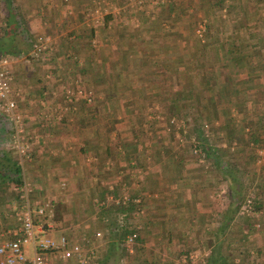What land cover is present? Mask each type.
I'll list each match as a JSON object with an SVG mask.
<instances>
[{"label":"trees","instance_id":"obj_1","mask_svg":"<svg viewBox=\"0 0 264 264\" xmlns=\"http://www.w3.org/2000/svg\"><path fill=\"white\" fill-rule=\"evenodd\" d=\"M107 1L117 4V9L120 8L117 13L111 10L104 13L101 17V24L108 29V41L112 38L114 43L111 52L115 53L117 58L107 60L109 55L102 44L97 47L91 45L90 40L94 35V29L92 26L87 27V25L83 27V23L77 26V31H70L66 35H63L62 43H59L61 44V48L64 47L62 51L60 50L63 57L66 56V59L70 60L69 62H72L76 66L78 65L80 71L85 76L91 78V80L97 82L103 81L100 85L101 88L95 89L103 95L99 99L94 100V103L86 106L84 103L85 99H80L79 105L83 110V114H88L92 119L97 118V115H100L105 110L108 113L107 117H110L111 115H109L108 110L111 112V106H114L112 109L115 112L119 111L116 110L115 106L118 104L117 98L120 94L130 91L128 97L126 96L121 101L124 113H126L121 119L125 127L121 131L114 132L112 138L101 137V142L96 143L91 148L94 155L101 154L103 157L112 159L114 156L119 155V151L115 148V145L120 144L119 142L124 143V140L128 139L123 150V155H120V157L127 159V162L132 160V158L139 159L138 144L141 135L138 119L135 114L136 111L145 108L152 99L157 98L159 103H162L163 106L165 105L164 108L168 113L167 117L171 116L170 114L180 113L183 109L191 106L197 108L198 114L205 113L207 117H215L214 108H216L217 103L214 102L212 92L215 93L220 87H224L226 94L229 95V98L226 99L227 102L235 100L237 108L247 109L249 107L248 103L245 104L248 100L244 101L242 97H248L249 93H247L246 89H239V87L243 86V88H247L250 86V82H253V78H260V75L264 72V4L262 2L259 0H241L242 10L235 11L234 7H239L238 0H229L225 11L227 14L221 16L219 10L222 7L223 0H198V8L204 16L208 17L204 28V36L201 38L195 32V12L187 10V5H184V1L183 3L179 1L178 3L171 2L167 3V5L160 3L158 5L169 13L177 10L181 11L182 9L185 10L186 16L180 17L181 21L179 22L175 20L174 28L164 31L162 27L159 28L152 23H147L145 30L142 31V26L140 25V29H137L138 32L127 28V10L131 9V6H128L125 0ZM41 3L45 4V0H41ZM203 3L205 5L201 7ZM251 4L255 6L253 9L249 7ZM143 8H145V5ZM37 9H35V13L38 14ZM84 10L86 9L84 8ZM142 12L140 10L139 13ZM156 18L155 16L152 20L155 21ZM108 22H111L113 25L111 28ZM158 32L174 38V41H172L174 49L169 51L171 47H167V45L153 44L151 41L153 34H158ZM70 35L73 36L71 40L69 38ZM206 35L208 36L206 37ZM32 36L33 34L26 21L21 3L18 0H0V55L20 56L26 46L29 49ZM249 38H254L256 41L247 48L250 56L248 55L243 60L234 61L233 57H238L240 53L246 50V43L243 42L242 44V41ZM146 42L154 45L153 49H155L153 52L145 50L143 46ZM222 42H224V45H222ZM179 44H181L180 47ZM80 45L83 46L82 51H80ZM255 46H259V50L256 51L254 49L256 48ZM25 51L27 52V50ZM237 51L239 53L234 54ZM80 52L83 59L79 62L77 54ZM21 55L25 56L24 53ZM55 55L49 48H45L37 55L29 56V58L41 59V61L48 59L50 62H54ZM26 56H28V52ZM242 65L245 67V73L249 72V75H246L245 79H240L237 76ZM145 67H151V69L149 68L150 74L143 72V68ZM158 75L160 76L157 77ZM194 75L202 83L201 86H204V89L208 91L206 99L201 94L202 88H195L193 86ZM117 76L120 79H124L123 77H125L124 86L116 84ZM149 76L151 79L148 78ZM148 92L151 93L149 94ZM208 108L211 109L208 110ZM108 120L110 121V118ZM96 129H93L95 134L99 132L100 125ZM189 135H192L195 139L194 148L197 149V154L201 155L205 161H209V167L204 170L205 177L203 180L208 181L209 184L222 182L227 192V196H223L221 199L222 204L220 203L216 207L215 212L219 215L217 226L205 231L209 237L211 236L215 239V244L211 248V252L204 264H232V262L233 264H238L232 260V252L237 250L249 256L248 251H245L243 247L235 245H230L229 248L225 244V252L219 249V244L223 241V238L226 239L233 224H236L238 229H241L243 226L251 229L254 228L251 217L236 210L238 201L243 197L240 191L239 173L244 171L252 173L253 170L251 167L248 168L249 165L245 160L244 164H241L237 168L235 163V154L237 152L233 153V151H229L225 147H219L216 143H208L200 129L191 128ZM158 136L156 137V146L161 149L166 150L172 141L173 144L177 142L175 138L174 140H169L163 136ZM226 138L231 140L233 136L229 133ZM255 141L257 143L261 142L260 138L255 139ZM79 148L84 149L80 144ZM244 149L240 145L239 149L236 147L234 151ZM1 156L3 158H0V190L6 187L10 188V185H20L22 183L20 164L17 160H13L6 155L2 149ZM170 157L172 156L170 155ZM182 158H185L184 155L180 156L177 161L181 162ZM167 159L168 157H164L165 161ZM165 161L163 166L166 171L168 167ZM97 162L99 161L97 160ZM238 162L242 163V161ZM187 175L194 178L196 175L198 176V173L190 172ZM242 175L245 174L242 173ZM254 175L256 176V174ZM168 176H171L170 173H168ZM258 176L261 181L256 183V186L264 181L260 174ZM187 178L179 172L176 179L178 180L177 182L184 183L188 180ZM144 181L152 182L153 179L145 178ZM91 185V205L88 209L100 221H96V225L100 224L104 226L105 234L101 239L99 250L85 264H130V253H128L123 239L126 233L131 232L133 229L138 230L136 223L140 220V216L136 215L134 211L137 203L133 199V201H126L124 203L120 201L115 203L114 201L107 200V193L111 192L114 194L112 189L108 190L97 184ZM181 190H179L180 195H183ZM18 194L19 191L15 190V193L11 196L18 197ZM252 196L254 198V208L257 209V206H259L258 200L256 195L253 194ZM121 212H124L125 215L123 222L117 220V214ZM233 216L237 217V220L241 222H238V224L235 221H231ZM49 220L51 221V216ZM152 229L153 223L145 219L142 225L143 232L146 233ZM143 232L141 235L137 234L135 241L143 240ZM52 254L55 255V253H49L48 256ZM48 260L51 264L49 257ZM58 260L65 261L62 264L67 263V261H69V264H74L72 260L61 258H58ZM248 260L247 257L242 264H247Z\"/></svg>","mask_w":264,"mask_h":264},{"label":"rangeland","instance_id":"obj_2","mask_svg":"<svg viewBox=\"0 0 264 264\" xmlns=\"http://www.w3.org/2000/svg\"><path fill=\"white\" fill-rule=\"evenodd\" d=\"M21 3L22 10L24 9L25 14L27 12V5H33V15L31 19H34V21H39L37 29L33 32V35L36 33H43L45 35H48L50 37V50L54 52L56 55L54 56L55 61L50 62L48 59L44 60L43 62L45 64H53L57 69V74H55V67L52 65L53 74H55V82L56 86L53 88H50L49 95L50 98H46L47 100H52L51 96L57 95L58 93H61L58 90V87H63L64 84H70L69 81H72V84H78L85 92L90 94V99L87 100L85 98H77L79 101L80 99H85L84 103L86 106L91 105L94 103V100L99 99L103 94L100 91H96L95 89L101 88V83L103 81H97L91 80V78L85 76L80 71V68L78 65H74L72 62H69L70 60L66 59V56L63 57L61 44L62 43V37L63 35H66V33L70 31H77V26L72 28L71 27V21L78 20L79 22L83 23V27L85 25L92 26L94 29V35L90 40V43L93 47H97L98 45L102 44L105 47L106 53H108V59H114L117 58V55L113 52V40L111 38L110 41H108V29L105 28L101 23V17L104 13L109 11H114L117 13V4L112 3L111 1L107 0H45V4L41 3V0H18ZM180 3L183 1L184 5L187 7V10L195 12V26H199V24H207L208 17L204 16L201 12V10L198 8V0H125V3L128 4V6H131V9L127 10L128 15L126 18L127 21V28L133 29V31L138 32L137 29H140V25L142 26L141 30L144 31L147 23H152L156 27H162L164 31H167L169 28H174V22L175 20L181 21L182 17L186 16L185 10H177L174 12H168L164 8H161V6H158L160 3L163 5H167V3ZM207 1V0H204ZM203 1V2H204ZM264 4V0H259ZM202 3V2H201ZM145 5V8H143ZM205 3L202 4L201 7H204ZM38 8H36V7ZM84 8L86 10H84ZM35 9L37 10H44L45 13H41L42 17L40 18V14L38 11V14L35 13ZM140 10H142V13H139ZM226 8H220L219 13L221 16H224L227 14ZM36 15V16H35ZM119 15V13H118ZM157 17L155 21L152 19L154 17ZM34 17V18H33ZM181 17V18H180ZM40 18V19H39ZM174 20V21H173ZM147 21V22H146ZM61 23V25H59ZM113 23V22H112ZM41 24V25H40ZM109 27L111 28L113 25L111 22H108ZM56 26V28H55ZM108 27V28H109ZM55 28V29H54ZM196 32V31H195ZM204 31L200 35L202 38L204 35ZM72 35V34H71ZM69 36L70 40L72 39ZM208 35H206L207 37ZM205 38V37H204ZM55 39V44L53 43V40ZM108 41V42H106ZM151 41L158 44H164L167 45V47H171L169 51L174 49V44L172 41H174L173 37H170L169 35L161 34L158 32V34H153V37ZM94 44V45H93ZM153 44L151 43H145L143 47H145V50L148 52H153ZM152 45V46H151ZM141 46V44H140ZM181 44H179V47ZM142 47V46H141ZM254 48L256 51L259 50V46H255ZM80 51L83 50V46L80 45ZM25 50H27V46L25 47ZM29 50V49H28ZM61 50V51H60ZM28 52V51H27ZM51 54V53H50ZM206 56V54H205ZM47 58V57H46ZM81 52L77 54V60L80 62L82 60ZM37 60L31 59L28 56H20L16 59L12 58L9 62V68L13 75V86L15 89L19 90V95H17L16 104L17 109L23 114V107H27L28 105H35V103H39L41 101H44V98L39 96L38 91H34L32 94L33 97L30 95H27L25 88L23 84H21L22 77H18V74H16V69H21L22 75H25V64H32V67L29 68L31 73L35 74L34 80L36 84H40L41 81H43V78L41 79V75H43V71L45 70L41 64L36 65ZM42 62V63H43ZM51 66V65H50ZM243 66V65H242ZM151 67H145L143 68V72L146 74H150ZM245 67H242V69H239L240 72L237 74V76L240 79H245ZM262 68V67H261ZM91 70V68H89ZM15 73V74H14ZM39 74V75H38ZM158 75L157 77H159ZM124 79H120L118 76L116 77V84L118 86L123 85L124 86ZM149 79L150 76L148 77ZM255 79V78H254ZM114 80V79H112ZM194 87H201L203 96L205 99L208 96V91L204 89V86H201V82L198 79L197 76L194 75L193 79ZM105 81V80H104ZM54 84V83H53ZM247 88H243V86H240L239 89H246L248 95L250 96H242L244 98L245 104H249V107L246 108H237L235 105V100L227 102V98H229V95L226 94V91L224 90V87H220L215 93L212 92V96L214 99V102H216V108L215 109V117H210L207 115L205 116V113L198 114L197 108L194 106H191L189 108L183 109L180 113L177 114H170L171 116L167 117L168 113L166 112L164 106L162 103H159V100L152 99L151 102L142 110L136 111L135 116L138 119L139 129H140V135L143 141V147L145 148L141 153L139 159L132 158V164L133 166L141 165L142 164H152L156 163L158 158L157 154L160 156L166 155L167 152L170 153L171 158H175V161L171 163H175V166L180 163L179 166H182L183 164H187L188 166L191 165L193 169L191 170V173H198V176L195 177H201L204 179L205 172L204 170L209 167V161H205L202 159L201 155L197 154V149L194 148L195 139L193 136L189 135V130L191 128H197L202 131L203 136L207 140L208 143H216L219 147H225V149L229 151H233L235 154V163L237 168L244 164V160L249 165L248 168L251 167L253 170L252 173L247 172H241L239 173V179H240V191L241 196L245 195L246 193L254 194L256 195V198L258 200L257 208H261L262 212L256 217L255 221H258L259 226L257 228H246L245 226L241 227V229H238L236 226H232L231 230L228 232V236L226 239L223 238V241L219 244V249L226 252L225 248L227 244V247L230 248V245L233 246H239L243 247L245 251H248V249L253 250V257L252 259L249 258V256L244 255V252H238L237 250L232 252V257H239L238 264H242V262L248 257L249 261L251 260V264H264V181L261 182L259 185L256 186V183L260 182V177L262 176L264 179V165H259L254 162V159L252 161V158L255 157L256 149L260 147L261 145H264V72L260 75V78L257 80H253V82H250ZM73 85H70L69 88H72ZM75 86V85H74ZM73 86V87H74ZM220 86V85H218ZM215 86V87H218ZM57 88V89H56ZM65 89V88H64ZM31 89H29L30 91ZM151 91V90H150ZM38 92V93H37ZM64 92V91H63ZM62 92V95H63ZM31 93V91H30ZM149 94L151 92H148ZM197 93V92H196ZM130 94V91L123 92L120 94V96L117 98V105L115 106L116 110L114 111L112 108L114 106H111V112L108 110L110 117H108L109 120H105L107 122L105 125L106 127H110L108 132L114 133L116 131H121L125 126L124 122L121 121V119L124 117L126 113H124V107L121 104V101ZM253 94V95H251ZM224 95V97H223ZM195 96H197L195 94ZM56 97V96H54ZM220 98V99H218ZM204 99V100H205ZM76 100V99H75ZM167 101V100H166ZM50 101L48 102V104ZM47 104V103H46ZM208 104V103H207ZM209 107V105H207ZM67 108V106L65 107ZM211 108H208L210 110ZM46 110V109H45ZM103 110V109H101ZM207 110V109H206ZM104 110L101 112L100 115H97V117L103 115ZM115 113V114H113ZM141 113V114H140ZM25 115V114H23ZM106 117V116H105ZM104 119V118H103ZM2 120V121H1ZM204 123H206V126H204ZM100 125L99 131L103 132V126L102 123L98 124H92L89 130H97V126ZM25 130L30 131L31 128H27L24 123ZM114 127V128H113ZM10 131L8 128H6L5 121L3 117L0 115V156H1V149L13 160H18V163L20 164V158L17 156L15 152L11 151L13 148L10 146V142L8 139L7 134L5 131ZM86 130L87 126H86ZM232 134L233 138L229 140L227 137V134ZM114 135V134H113ZM163 136L169 140H174V138L177 140L173 144V141L170 145L167 146V149H161L160 147L156 146V137ZM260 138V143H257L255 139ZM121 143V142H120ZM119 144L115 145V148L119 150L117 147ZM122 145V144H121ZM240 145L244 147V150H236L234 149L237 147L239 149ZM120 146V145H119ZM125 145H122V148H124ZM196 147V146H195ZM121 148V146H120ZM195 149V150H194ZM124 150V149H123ZM158 150V152H157ZM15 151V150H14ZM31 154V153H30ZM185 158H182L181 162H178L177 159L181 156ZM0 158H3L2 156ZM32 158V157H31ZM170 158V157H169ZM170 158V159H171ZM30 159V155L28 157H22L21 162L23 164V177H25V168L28 167L26 165V161L24 160ZM134 160V161H133ZM242 161V163L238 162ZM160 163V158H159ZM131 164V163H130ZM177 169V168H176ZM22 170V169H21ZM177 170V173L187 177V173H185L183 170L179 171ZM240 172V171H239ZM176 173V174H177ZM244 173L245 175H242ZM167 173L161 172V175L165 176ZM256 174V176L254 175ZM26 178H24L25 180ZM162 179V178H161ZM32 180V179H31ZM204 181V180H203ZM26 182V180H25ZM259 186V187H258ZM29 194L28 197L33 204H37L36 200H42L39 197V192H35L33 189V185H28ZM15 193V189L13 188V185H10V188L6 187L0 190V195L2 197H5V200H8L6 196L11 197V195ZM0 196V197H1ZM223 196H227L224 194ZM16 197V196H15ZM225 198V197H224ZM17 199V198H16ZM3 200V199H0ZM45 202V199H44ZM47 202V201H46ZM10 204H5V208H7ZM192 206V205H191ZM203 206V205H202ZM150 207L148 210L145 211V216L143 218L140 217V220L137 222L138 224V230L137 234H140L143 232L142 225L145 221L146 217L150 214ZM192 216L194 219H196V213L193 211ZM182 222V221H181ZM196 222V220H195ZM241 222V221H238ZM201 223V222H200ZM184 227H189V223L184 219ZM101 227H97L96 229H100ZM192 228V227H191ZM187 233L184 231L183 234H180V231L182 228H177L175 234L170 233L171 238L173 239L174 251H168L166 250L165 244L158 245L156 241H154V236L148 235L144 233L142 241H134L133 243V249L132 251L128 250V253H130V264H138L141 261H148L151 264H158L160 260H162L165 256L170 257V264L173 263L174 260L180 259L183 255H188L190 253L196 254V260L192 264H200V259L203 258L204 261H206L207 256L211 252V236L209 237L207 234H200L197 229L196 231L191 230ZM246 228V229H245ZM204 229L208 231L210 229L209 225H205ZM170 230V229H169ZM183 231V230H182ZM194 231V232H193ZM193 232V233H192ZM205 232V231H204ZM151 233V232H150ZM191 233V234H190ZM191 236V237H190ZM167 237H164V241ZM194 240L195 244L193 246H188L189 244H186L187 240ZM185 246V247H184ZM170 249V248H168ZM25 255H30L31 250L28 246L24 250ZM241 253V254H240ZM51 264H62L65 261H60L56 257V255L52 254L49 255ZM162 258V259H161ZM232 258V260H233ZM70 260V259H69ZM69 261L65 264H69ZM74 262V261H73ZM249 263V262H248ZM76 264V263H74ZM233 264V262H232Z\"/></svg>","mask_w":264,"mask_h":264},{"label":"crops","instance_id":"obj_3","mask_svg":"<svg viewBox=\"0 0 264 264\" xmlns=\"http://www.w3.org/2000/svg\"><path fill=\"white\" fill-rule=\"evenodd\" d=\"M228 1L229 0H223L222 8L225 9L227 7ZM238 2L239 7L235 6V11L242 10L241 0H238ZM26 7L28 13L25 14L24 12L25 18L33 34L35 29L39 27V21L31 19V17L34 16L33 5H27ZM249 7L253 9L255 6L251 4ZM38 11L41 18V13H45V11ZM70 23L72 28L81 24L78 20H73ZM59 25H61V23H59ZM55 42L57 41L54 39L53 43L55 44ZM243 42L246 43V50L240 53L238 56L239 58L233 57L234 61L243 60L248 55L250 56V52H248L247 48L256 41L254 38H249L242 41V44ZM222 43V45H224V42ZM24 51L21 54H25ZM236 53L238 54L239 52H234V54ZM20 56H17L16 59ZM255 57L257 58L256 55ZM42 62L41 59H38L36 62V65L41 64L45 69L43 75H41L43 81H41L40 84L35 83V74L30 72L29 68L32 67V64L23 63L25 66V75L19 74L22 71L21 69H16L15 67L13 69L16 70L18 77H22L23 81L21 84L24 85L23 88H25L27 95L33 97L32 94L34 91H38L39 96L44 98L47 103L43 105L40 102L35 103V105L30 104L22 109L24 112L23 114H25V126L31 128L30 131L36 134L35 140L31 142L30 159L24 160L28 167L24 169L26 173L25 177L22 179L24 180V178H26L28 191L30 189L28 185H33L35 192H39L38 195L42 200H36L37 204L44 202V199L45 202L47 201L50 204L52 209L50 221L52 227L48 232L49 234L58 237L63 233L69 239H80L84 236L89 238L97 227H101L100 229L105 233L104 226L100 224L96 225L95 222L100 221L95 218L93 212L88 209L91 205V184L103 186L108 190L112 189L114 194L111 192L107 193V200L114 201L116 198H122L124 194H127V201H133L132 198H139L143 210L140 214L136 215L141 218L145 216L146 209L148 210L150 207L151 213L146 217V221L150 220L153 223V229L147 231L145 234L146 236L153 234L154 241H156L158 245L165 244L164 247H166L168 251H174L175 244H173L170 233L172 232L175 234L178 227L183 230L180 231V234H183L184 231L187 233L190 231L189 228L192 227L191 230L196 231L197 229L200 234L206 235V232H204L206 231L204 229L205 225H209L210 229L217 226L219 215L215 212L216 207L220 203L222 204L221 199L224 193L226 194V188L222 182L218 184H209L208 181H203L201 177L192 178V176L188 175V180L184 183L177 182L178 180L176 178L178 174L176 173L178 169L180 171L183 170L185 173H190L193 167L187 164L179 166L180 163H176L178 165L175 166V163H171V161H175V158H171L168 152L166 155L162 156L157 154L158 160L156 163H141V165L133 166L132 160H128L129 162H127V159L120 157V155H123L124 148H122V145H126L128 139H125L124 143L119 142L121 146V148L117 146L119 147V155L114 156L112 159L103 157L101 154L94 155L91 148H93L96 143L101 142V137H113V133L108 132L110 127L105 126L107 125L105 120H108L107 111L104 110L103 115L91 119L88 114H83L78 99L72 100L70 103L63 99V87H61V85L58 87L61 93L54 95L56 97L51 96L52 100H47L46 98H50V88L56 86L54 77L58 69L53 64H45ZM52 65L56 70L52 68ZM242 67L244 66L240 68L242 69ZM52 69L55 70V74H53L54 72ZM246 75H249V72L247 74L245 73V76ZM252 80L257 79L253 78ZM29 89H31V93ZM49 101L50 103L48 104ZM66 106L67 108H65ZM42 109H46V111L50 113L48 118L40 117L38 112ZM98 123H102L103 126V132L99 133V131V135L98 133L95 134L93 130H89L91 127L90 125ZM5 125L9 130V124L5 122ZM86 126L88 130H86ZM5 133L9 139L10 131L6 130ZM142 143L143 141L141 138L138 144L140 153L145 149ZM79 144L84 149H80ZM14 150L13 148L11 151L14 152L15 156L16 151ZM164 157H168V159L165 161ZM97 160L99 162H97ZM164 161L168 167L165 176L161 175V172H165L163 166ZM20 163L22 172L23 164L22 162ZM168 173H170L171 176H168ZM21 174L23 175V173ZM145 178H152L153 181H144ZM220 189H223V191L218 193ZM179 190L182 191L183 195H180ZM6 198H8V200H5V197H0V199H3L0 200L1 237L5 230L9 227H14L17 223L13 219L11 204L18 203L19 198L13 196H6ZM7 203L10 205L5 208L4 205ZM193 211L196 213V219L192 216ZM184 219L190 224L187 228L184 227ZM231 221L238 223L237 217L235 216H233ZM233 226H236V224H233ZM164 237H167L165 241L162 239ZM210 238L212 241L210 246L212 248L215 244V239L212 237ZM186 244H189L188 246L191 247L195 244V241L190 239L186 241ZM170 261V257L165 256L158 264H170ZM74 263L76 262L74 261Z\"/></svg>","mask_w":264,"mask_h":264},{"label":"built area","instance_id":"obj_4","mask_svg":"<svg viewBox=\"0 0 264 264\" xmlns=\"http://www.w3.org/2000/svg\"><path fill=\"white\" fill-rule=\"evenodd\" d=\"M204 24H199L195 31L201 35L204 31ZM50 37L43 33H36L30 39L28 51L29 56H35L45 48L50 49ZM14 55H0V115L4 121L9 124V141L20 158L28 157L31 151V142L35 140L36 134L25 130L24 115L17 109L16 99L19 90L13 86V75L9 68V62ZM70 85H75L69 88ZM63 99L70 103L79 97L90 99V94L85 92L78 84H64ZM65 88V89H64ZM42 105L44 101L40 102ZM40 117L48 118L50 113L45 109L39 110ZM206 126V123H204ZM254 162L264 165V145L256 149ZM22 173V172H21ZM22 175V174H21ZM23 178V175H22ZM15 190L19 191L18 203H12L13 219L17 222L14 227H9L0 236V264H49L48 254L55 253L61 259H71L78 264H85L89 259L95 256L101 245V239L104 236L102 229H95L89 238L84 236L80 239H69L64 234L54 237L49 234L52 224L49 217L52 215V209L48 202L33 205L28 197L26 182L22 179L20 185H13ZM220 189L218 193H221ZM253 194L246 193L238 201L237 210L240 213L251 217L254 228L259 226L256 217L262 212L261 208H254ZM127 194L122 198L114 199L115 202H126ZM135 203V214H140L143 210L139 198H132ZM124 212L117 214L119 222L124 221ZM246 229V228H245ZM137 236V230L133 229L124 236V245L129 251L133 249V243ZM30 247L31 254L25 255L24 250ZM249 258L253 257V250L248 251ZM196 254L183 255L180 259L174 260L172 264H192L195 262ZM239 257H234V263L239 262ZM204 259H200V264H204ZM247 264H251V260ZM138 264H151L148 261H141ZM256 264V263H255Z\"/></svg>","mask_w":264,"mask_h":264}]
</instances>
